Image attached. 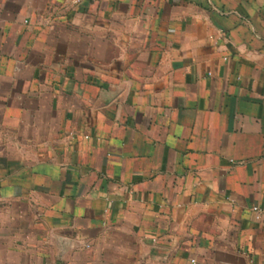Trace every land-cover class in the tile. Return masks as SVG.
<instances>
[{"label": "crops", "instance_id": "obj_1", "mask_svg": "<svg viewBox=\"0 0 264 264\" xmlns=\"http://www.w3.org/2000/svg\"><path fill=\"white\" fill-rule=\"evenodd\" d=\"M0 264H264V0H0Z\"/></svg>", "mask_w": 264, "mask_h": 264}, {"label": "built area", "instance_id": "obj_2", "mask_svg": "<svg viewBox=\"0 0 264 264\" xmlns=\"http://www.w3.org/2000/svg\"><path fill=\"white\" fill-rule=\"evenodd\" d=\"M253 211L256 213L257 218H260L261 210L259 209V207H254Z\"/></svg>", "mask_w": 264, "mask_h": 264}]
</instances>
